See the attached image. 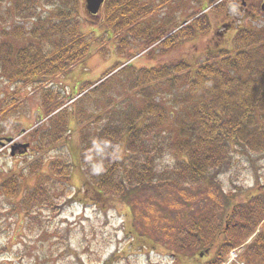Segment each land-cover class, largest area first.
Here are the masks:
<instances>
[{"label":"trees","instance_id":"16d2710c","mask_svg":"<svg viewBox=\"0 0 264 264\" xmlns=\"http://www.w3.org/2000/svg\"><path fill=\"white\" fill-rule=\"evenodd\" d=\"M105 1L104 20L98 24L113 33L122 53L134 44L146 53L157 44L169 52L210 31L204 14L209 8L181 24L175 17L152 20L167 0L157 1L159 8L147 5L149 0ZM221 1L212 2L218 6L213 11ZM80 3L11 0L7 14L29 26H0V132L9 114L20 112V92L32 89V95H40L43 125L30 130L18 125L12 138L26 131L35 140L33 151L44 152L76 125L84 193L95 207L119 201L130 209L131 247L139 243L138 250L157 249L165 243L176 255L188 256L215 250L209 264L224 263L226 254L264 222V192L227 210L224 205L231 201L217 190L221 172L230 169L239 151L237 164L243 159L252 165L253 156L264 155V33L239 31L233 50H207L194 71L182 60L138 69L131 62L136 57L128 55L101 80L65 97L60 80L98 51L92 48L97 37L83 32ZM173 29L179 31L172 35ZM12 39L24 44L17 49ZM171 119L172 133L165 129ZM168 156L173 163L165 165ZM41 163L33 166L32 177L41 172ZM72 168L67 160L52 162L50 172L23 193L21 178L13 176L0 185V200H8L7 210L15 218L24 215L25 221L42 225L38 215L44 209L57 208L61 198L83 191L66 194L74 189ZM162 191L173 194L175 202L170 204ZM219 197L225 204L217 205ZM252 244L241 261L264 264V230Z\"/></svg>","mask_w":264,"mask_h":264},{"label":"rangeland","instance_id":"374dc122","mask_svg":"<svg viewBox=\"0 0 264 264\" xmlns=\"http://www.w3.org/2000/svg\"><path fill=\"white\" fill-rule=\"evenodd\" d=\"M80 1L82 4L81 23L83 32L97 37V42L93 44L92 48L93 51H98H95L85 61V64H78L74 68L75 70L73 69L77 72L87 68L80 77L82 83L76 82L80 86L78 93L84 86L95 84L105 77L106 73L117 62H127L128 55L136 57L132 62L138 69H150L168 64V62L182 60L189 64L191 70L194 71L203 62L207 50H233L234 35L239 31L264 33V15L261 11L263 0H249L247 5L250 14L240 11L233 5L234 0H222V4L218 3L220 9L216 12L213 10L218 6L212 2L219 0H167L169 3L163 4V8L161 7L162 4L156 2L166 0H149L147 5L154 8L161 7L160 11L152 18L154 21L175 17L177 22L182 24L194 13L197 14L202 7L203 9L209 8L204 14H207L210 31L204 35L199 33L192 40L180 42L169 52H164L157 44L153 50L146 53L141 45L133 43L134 45L123 50L125 54L118 50L119 43L114 38L113 33L107 32L98 24L104 20V11L102 10L98 17L91 18L85 12V0ZM10 2L11 0H8L5 4L0 5V26L3 25L6 28L15 24L29 26L27 23L14 20L7 14L6 10ZM186 25L188 26V23ZM178 31L177 29L173 34ZM11 42L17 49L24 44L15 39H12ZM69 80L71 81L69 85L75 81L72 78ZM66 82L67 80L64 82L60 80L59 82L66 87L65 97L71 94L78 95L73 87L66 86L68 84ZM2 88L9 90L6 85H2ZM31 92L33 90L30 88H23L20 92L22 99L20 112H12L7 117L8 125L3 127V132H0V142H4L5 138L14 137L15 127L18 125L25 130L43 125V123H39V118L43 116L40 95L38 93L32 95ZM1 99L2 97H0ZM71 103L72 101L69 102V104ZM2 106L0 105V107ZM1 125L4 126L5 122ZM72 128L74 131L65 140L44 152L33 151L35 140L28 134L23 135L22 138L18 137L16 140L18 143L31 145L25 155L16 152V155L12 157L11 146H0V185L9 178L17 176L21 178V193H23L28 188L35 187L39 177L50 172L52 162L67 160L73 167L71 180L74 189L70 188L66 194L69 192L71 195L78 189L83 190L85 178L79 159L81 134L76 125H73ZM165 129L171 133L176 130L172 119ZM239 158H242L240 151L238 155H235V160L232 161L230 169L221 172L222 175L218 178L220 180L217 190L220 194L228 195L231 205L227 206L223 202V197H219L217 205L225 204L227 210L231 209L233 204L244 205L251 196L264 192V155H261L260 158L253 156L254 163L252 165L243 159L241 163L237 164L236 160ZM171 159L170 156L166 157L165 165L172 164ZM40 160L43 162L41 172L32 177L33 166L37 163L42 164ZM159 194L163 195L170 204L175 202L173 194L164 191L159 192ZM63 198L58 200L60 203L57 202V208L44 209L41 215H38L42 220V225L31 220L25 221L24 215L22 218L19 215L15 218L7 210L10 207L8 200H3L5 204L0 200V264H209L216 256L217 251L212 250L207 253L203 249L200 250L202 252L200 255H176L179 253L168 249L167 247L170 246L165 243L158 245L157 249L138 250L136 247L139 243H135L131 247L133 241L128 238L131 223L127 216L130 215V209H127L123 203L108 201L95 207L92 205L91 195L85 194L84 190L73 196L72 199L71 197L68 198L67 195ZM145 204H147V200L144 202ZM151 227L153 228V226ZM263 230L264 222L252 236L250 235L246 239L242 246L240 245V247L234 248L226 254L224 264L238 263L245 250L253 245L252 243L261 235ZM240 263L246 264L245 262Z\"/></svg>","mask_w":264,"mask_h":264},{"label":"water","instance_id":"95a60500","mask_svg":"<svg viewBox=\"0 0 264 264\" xmlns=\"http://www.w3.org/2000/svg\"><path fill=\"white\" fill-rule=\"evenodd\" d=\"M86 2V12H88L92 16H97L102 8V6L105 3V0H85ZM261 9L264 14V2L261 6ZM176 30H174L172 33H174ZM5 142L8 144H12L14 142L13 139H7ZM30 144H15L12 147V156H15L16 152L19 151L20 154H26L27 150L29 149Z\"/></svg>","mask_w":264,"mask_h":264},{"label":"crops","instance_id":"0c3cea01","mask_svg":"<svg viewBox=\"0 0 264 264\" xmlns=\"http://www.w3.org/2000/svg\"><path fill=\"white\" fill-rule=\"evenodd\" d=\"M74 69V68H73ZM75 70V69H74ZM74 70H72V71H74ZM87 70V68H84V69H81V70H79V71H77V72H75L74 71V73H72L71 75H70V73L72 72H69L64 78H62L61 80L64 82L65 80H67V82H68V84H66V86H69V83L71 82L69 79L70 78H72V79H74L75 81H73L72 82V87H73V89H75L76 87H78L79 85H77V83L76 82H80V83H82V79H80V77L82 76V74L83 73H85V71ZM66 82V83H67ZM71 86H69V88L71 87Z\"/></svg>","mask_w":264,"mask_h":264},{"label":"flooded vegetation","instance_id":"af4514ba","mask_svg":"<svg viewBox=\"0 0 264 264\" xmlns=\"http://www.w3.org/2000/svg\"><path fill=\"white\" fill-rule=\"evenodd\" d=\"M233 3V5H235L240 11L250 14V11L247 6V4H249V0H234Z\"/></svg>","mask_w":264,"mask_h":264}]
</instances>
